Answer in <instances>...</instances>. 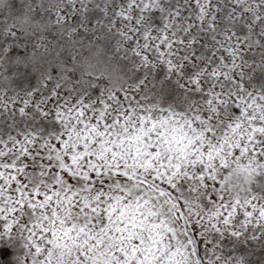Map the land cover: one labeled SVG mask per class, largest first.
I'll list each match as a JSON object with an SVG mask.
<instances>
[{"label": "snow or ice", "instance_id": "6c2138e0", "mask_svg": "<svg viewBox=\"0 0 264 264\" xmlns=\"http://www.w3.org/2000/svg\"><path fill=\"white\" fill-rule=\"evenodd\" d=\"M0 264H264V0H0Z\"/></svg>", "mask_w": 264, "mask_h": 264}]
</instances>
